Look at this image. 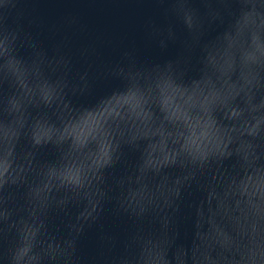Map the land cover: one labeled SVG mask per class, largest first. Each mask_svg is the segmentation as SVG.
Returning a JSON list of instances; mask_svg holds the SVG:
<instances>
[{
  "label": "water",
  "instance_id": "water-1",
  "mask_svg": "<svg viewBox=\"0 0 264 264\" xmlns=\"http://www.w3.org/2000/svg\"><path fill=\"white\" fill-rule=\"evenodd\" d=\"M16 252L264 264V0H0V264Z\"/></svg>",
  "mask_w": 264,
  "mask_h": 264
},
{
  "label": "clouds",
  "instance_id": "clouds-1",
  "mask_svg": "<svg viewBox=\"0 0 264 264\" xmlns=\"http://www.w3.org/2000/svg\"><path fill=\"white\" fill-rule=\"evenodd\" d=\"M189 154H191V153H189ZM14 260H15L16 264H18V262H17V252L14 255Z\"/></svg>",
  "mask_w": 264,
  "mask_h": 264
}]
</instances>
